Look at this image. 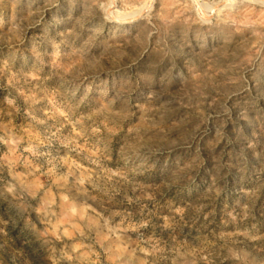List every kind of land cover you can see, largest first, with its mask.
I'll return each instance as SVG.
<instances>
[{"label": "rangeland", "instance_id": "1", "mask_svg": "<svg viewBox=\"0 0 264 264\" xmlns=\"http://www.w3.org/2000/svg\"><path fill=\"white\" fill-rule=\"evenodd\" d=\"M0 264H264V0H0Z\"/></svg>", "mask_w": 264, "mask_h": 264}]
</instances>
